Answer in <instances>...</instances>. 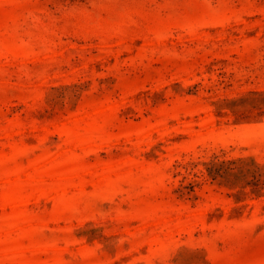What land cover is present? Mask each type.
<instances>
[{
    "label": "rangeland",
    "instance_id": "374dc122",
    "mask_svg": "<svg viewBox=\"0 0 264 264\" xmlns=\"http://www.w3.org/2000/svg\"><path fill=\"white\" fill-rule=\"evenodd\" d=\"M0 264H264V0H0Z\"/></svg>",
    "mask_w": 264,
    "mask_h": 264
}]
</instances>
